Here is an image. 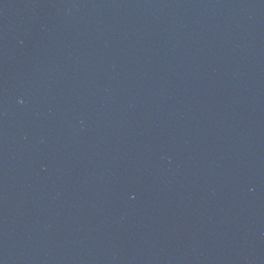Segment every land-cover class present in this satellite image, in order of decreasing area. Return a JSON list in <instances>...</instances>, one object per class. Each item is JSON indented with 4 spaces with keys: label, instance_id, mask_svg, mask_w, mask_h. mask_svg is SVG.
<instances>
[{
    "label": "water",
    "instance_id": "1",
    "mask_svg": "<svg viewBox=\"0 0 264 264\" xmlns=\"http://www.w3.org/2000/svg\"><path fill=\"white\" fill-rule=\"evenodd\" d=\"M0 264H264V0H0Z\"/></svg>",
    "mask_w": 264,
    "mask_h": 264
}]
</instances>
